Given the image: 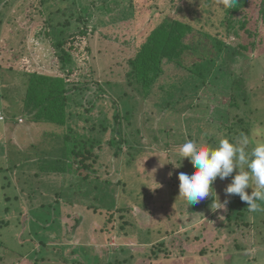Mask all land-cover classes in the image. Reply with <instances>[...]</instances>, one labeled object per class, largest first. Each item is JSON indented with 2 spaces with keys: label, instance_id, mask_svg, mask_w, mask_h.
<instances>
[{
  "label": "rangeland",
  "instance_id": "374dc122",
  "mask_svg": "<svg viewBox=\"0 0 264 264\" xmlns=\"http://www.w3.org/2000/svg\"><path fill=\"white\" fill-rule=\"evenodd\" d=\"M117 1L121 2L116 7L117 10L106 13L104 9H98L103 5V0H80L83 7L95 4L91 9L94 16L90 28L93 30L97 28L92 35L94 62L91 59L92 68L86 67L83 72L95 69L94 82L99 83L111 101L116 102L112 103L106 98L108 106L105 107L103 103L98 106L97 120L95 118L96 121H93L97 129L89 133L90 136L103 140L105 137L108 139L107 134L111 136V131L103 132L100 123L108 117H113V113L107 111L109 104H115V109H119L122 114L124 137L129 144L124 146V155L119 158H116L113 151L110 152L106 148L107 146L100 150L101 163L97 164V174L102 176L103 180H109L108 183L107 181L95 183L96 180H93L89 185L82 178L76 179L80 185L76 184L74 190L72 185H68L69 178L65 179V183L58 175L52 173L57 165L55 160L50 163L49 159L41 165L34 163V160H31L32 164L27 162L33 152L37 158L47 154L51 156L54 154L53 159L62 156L61 147L55 140L57 135H52L55 130L53 125L47 123L38 125L39 129L34 135L36 150L32 147L31 153L27 148L21 156L17 154L18 150L13 144L27 143L31 140L30 136L12 131V134L5 136L7 141L4 139L0 141V243L3 244L0 249V264H81L77 256L86 261V264H117V261L124 264H219L218 260L222 258L218 255L222 252L217 251L220 248L235 250L238 245L243 249L234 253L230 251V254L234 258L250 257L254 251L249 245L252 242H249V239L254 232L245 225L246 222L251 223L248 214H245V218L244 215L241 216L239 223L227 219L229 208L231 209L230 201L232 199L236 201L238 195L227 197L229 202L226 207L216 209L218 201L215 194L210 193L199 203L189 206L179 191V173L194 171L188 158L182 160L179 155L180 146L186 140L192 139L215 147L223 138L238 142L245 133H239L244 127L240 128L239 124L232 125L237 121L236 112L234 111L232 116L229 113V105L221 98L224 95L219 93L221 87L215 86L207 91L205 85L197 82L199 79L197 72H202L199 70L202 68L201 65L197 64L202 57L199 49L212 47V41L197 34L196 31L190 35L186 43L190 44L194 51L191 50L182 62L193 71L169 66L167 74L155 85L151 96L144 98L143 94L127 85V65L133 56L132 52L135 51L134 43L140 45L141 38L169 15L173 2L137 0L138 7L133 10L130 0H111L109 5L113 2L117 4ZM175 1H177L175 8L179 9L172 13L174 18L183 19L186 14L188 22L195 25L192 16L187 15V10L193 8L189 6L192 1ZM256 1L260 4V0ZM32 2L35 5L31 14H35L33 15L35 20L30 17V11H27ZM73 3L74 0H0L2 131L9 123L8 114L22 113L27 90L22 76L23 70L32 68L53 74L49 59L46 56L47 61L36 53L31 41V37L44 19L40 16V10L43 9L47 15L51 13L55 15L59 12L58 9L75 10ZM259 4L254 7L253 13H243L241 18L239 17L240 21L247 22L246 29L239 31V39L231 36V39L227 40L229 45L238 43L237 40L243 44L242 47L256 45L254 53L248 52L252 56L245 52L246 55L235 56L227 49L222 61L226 71L244 79L249 92L253 89L264 91V57L256 64L257 73L252 74L254 59L258 54L264 56V22L256 26L252 22V18L259 14ZM205 9H208V12L201 10L199 18H203V21L211 20L205 30L214 35L218 30L212 27V24L220 26L219 21L224 18L222 5L218 0H213L211 6H205ZM132 12L133 17L125 19V16ZM256 32L263 33V37L258 35L256 39ZM134 38H137L136 42ZM129 41H132L133 45ZM212 54L216 57L217 50L216 54ZM37 61L40 63L36 65ZM11 68L15 69L12 71ZM192 74L195 77L192 78ZM205 81L208 82V79ZM189 83L201 85L199 91L195 92L198 96L215 97L216 99L208 104H213L220 110L217 111L223 116L225 123L231 122L228 121L230 117L232 126L221 122L219 125L209 123L206 121L212 119L209 116L206 120H196L200 116L195 106L197 97L190 92L180 91V87L184 85L191 88L192 85ZM124 92H127L132 100L128 98L122 101L120 96ZM87 93L86 90L84 94ZM82 99L83 95H79L77 101L80 103L75 105L77 109L84 104ZM170 103L173 105L170 106ZM127 112L130 116L126 121L124 115ZM257 113L263 124L259 122L256 125L259 128L253 129L249 137L252 142L250 148L252 144L264 141L261 130L264 127V98L259 100ZM23 119L18 120V126L29 125V121ZM130 146L129 151L139 153L132 162H129V155H126L128 153L126 150ZM104 163L106 164L103 166ZM44 167L47 170L46 174ZM69 168L73 172L71 165ZM237 171L234 170L232 176L224 180L217 178L213 183L212 187L221 203L226 199L224 189L231 183ZM35 174L39 177H35ZM19 187L25 189L23 192L25 194L20 193ZM81 188L86 190L82 191L81 196H74L72 191ZM246 191L250 194L252 189L248 188ZM70 202L76 206H71ZM90 204L94 205V208L86 209ZM136 205L139 209L136 208L133 212L138 216L139 222L137 226L127 229L125 237V231L119 228L125 220H131L132 217L129 211L120 213L119 210ZM263 205L264 203H261L262 208ZM243 206L248 207L246 202H243ZM77 216L81 217L80 224L73 230L72 227L67 228L65 223L69 221L74 226L77 224ZM254 216L257 231L264 234V225L261 224L264 220V211H257ZM159 228L161 232L156 234V229ZM174 229L176 233L172 235ZM198 236H201L200 240L197 239ZM163 241L165 246H159L158 243ZM66 261L68 262L65 263Z\"/></svg>",
  "mask_w": 264,
  "mask_h": 264
},
{
  "label": "trees",
  "instance_id": "16d2710c",
  "mask_svg": "<svg viewBox=\"0 0 264 264\" xmlns=\"http://www.w3.org/2000/svg\"><path fill=\"white\" fill-rule=\"evenodd\" d=\"M103 1V5L98 9H104L106 13L116 11V7L121 3L117 1V4L113 2L109 5L111 0ZM130 1L131 9H137V0ZM191 1L189 6L193 8L187 10V15L192 16L195 25L188 22L186 14L183 19L174 18L172 13L177 11L179 7L175 8L177 1L172 0L173 3L169 15H166L163 19L161 18V22L157 26L151 28L150 31L141 38L142 41H140V45L134 43L135 51H133L134 53L132 52L133 56L127 65V85L143 94L144 98H147L151 96L155 85L165 77L169 66H174L177 69L185 71H193L187 68L182 61L191 53V50L194 51L192 46L186 43V39L196 31L197 34L212 41V47H202L199 49L202 53V57L198 60L197 64L201 65L202 68L199 70H202V72H197L199 76L197 82L203 86L205 85L207 91H210L212 87L220 86L221 90L219 93L224 95L221 98L224 102L228 103L231 116L234 111L236 112L237 121L232 124V119L230 117L228 121L231 122H228V124L223 121V116L218 112L220 110L215 105L208 104L215 100V97L210 96L205 98L202 95L198 96V94H195V92L197 93L199 91L201 85L189 83V85H192L191 88L184 85L180 87V91L190 92L197 97L196 100L198 101L195 106L197 107L196 111L200 112V116H198L199 119L196 120H206L209 116V118L212 119L206 121L209 123H216V125H219L220 122L227 124V126L239 124L240 128L244 127L243 131L239 133L245 132L243 136L248 134V137H250L253 129L259 128L256 125L259 122L263 124L257 112L259 100L264 98L262 96L264 95V91L253 89L252 92H249L244 83V79L237 74L226 71L222 61L227 49L229 53L235 54V56L246 55L245 53H254V47L256 45L252 46L250 44L249 48L242 47L243 44H240V40H237L239 42L236 44L231 43V45H229L227 44V40H230L231 36H235V38L239 39V31L246 29L247 26V22L244 23V21H240L239 17L243 13H253L254 7H257L259 3L256 0H237L238 3L233 5L231 9H226L222 6L224 18L219 21L220 26H213L212 24V27L218 30L217 33L212 35V32L205 30L209 26L211 20L206 19L203 21V18H199V12L201 10L207 11L208 9H205V6H211L213 0ZM73 4L75 10H72V8H67L69 10L58 9L59 12L55 13V15L54 13L47 15L43 9L40 10V16L44 17V19L41 24L39 23L40 25L38 24L39 26L35 34L31 37V41L36 53L42 55L44 59L47 56L49 61L47 59L45 60L49 62V65L53 69V74L39 72L38 69L33 70L28 67L30 71L23 70L22 76L25 79L27 90L23 99L21 114L29 123L35 122L53 125V129L55 130L52 135H57L55 140L61 147L62 156L59 157V159H53L55 156L54 154L52 156L51 154L42 155L41 158L39 156L38 164L41 165V163L49 159L51 160L50 163L55 160L57 165L52 173L58 175L59 179H61V181L64 180V182L65 179L69 178L70 181L68 185H72L75 190L77 180L81 178L83 181L89 183V185L93 183V180H96L95 183H106L104 181L108 183L109 180H103L102 176L97 174V164L101 163L100 150L107 146L106 148L109 149L110 152L112 150L114 153L113 155L119 158L124 155V146L128 145L129 141L124 137L123 117L120 110L115 109V104H109L110 107L107 111L112 112L113 117H108V119L100 123V128L103 132L111 131V136L107 134L108 139L105 137L103 140V138H92L89 134L92 131L95 132L97 129L93 121L97 120L98 106L103 103L106 107L107 104L105 99L107 98L111 101V98L106 94L99 83L94 82L95 69L90 72H83V69L86 67L92 68V65H90L91 59L94 62L92 35L97 28L95 27L94 30L91 29L90 23L94 16L91 9L93 6L95 7V4L90 7H83L80 4V0H74ZM34 5V2H32L30 8L27 9V11H30V14L32 13ZM198 5H201V7ZM258 12L259 14L257 16L252 15L255 16L252 18V22L255 26L259 25L260 22H264V0H260ZM33 15L35 16V14H31L30 17L32 16L34 19ZM133 15V12L127 14L125 19H130ZM1 24L2 20L0 19V27ZM262 34L261 32H256V39L258 35L263 37ZM136 39L137 38H134V42H136ZM132 41H129V43L131 42L133 45ZM216 50L217 55L215 57L212 53L216 54ZM263 57V54H258V57L254 59L252 74L257 73L255 71L256 64H258V61ZM38 63L40 62L37 61L36 65ZM14 69L15 68H11L12 71ZM193 77L195 76L192 74V78ZM205 79H208V82H206ZM220 82L222 85H217ZM86 90L88 93L84 94ZM79 95H83L82 101L84 104H82L83 107L80 106V109H77L75 105L80 103L77 101ZM120 98L122 101L128 98L132 100L127 92H124ZM111 102L116 103L114 100ZM171 105H173V103H170V106ZM13 115L14 119L12 120L18 122L17 115L15 113ZM129 116L128 112L124 115L126 121L129 120ZM95 118L96 120H94ZM112 120L114 123H112ZM245 126L248 127L246 128ZM261 130L264 134V127L261 128ZM60 147L58 149H60ZM130 149L131 146L127 148L126 151L128 153H126V155H129V162H132L136 160L139 153L129 151ZM105 154L107 153L105 152ZM71 159L74 161H71ZM105 164L106 163L102 165L104 166ZM70 165L73 167V172L70 171L71 168L68 169ZM43 169L46 174L47 170L45 167ZM77 185L79 186L80 184ZM83 190L86 189L81 188L78 191H72V193L74 196H81ZM56 201L59 202L58 200ZM206 203L209 202H204V204ZM69 204H71V206H76L73 202ZM137 207L139 206H128L125 207V209L119 210L120 213L129 211V215L132 217L131 220H125L119 228V230L125 231V237H127V229L134 225L137 226L139 222L138 216L136 215V218L133 212ZM92 208H94V205L90 204V206H86L88 210ZM241 216L242 214H239L237 217L232 218V216L229 215L227 219L229 221L233 219V222L239 223ZM80 220L81 217L77 216V224L75 226L71 221L65 224L67 228L72 227L73 230L80 224ZM178 223H180V219ZM245 225L248 226V222H246ZM160 232L161 228L156 229V234ZM171 233L175 235V229L172 230ZM200 238L201 236H198L197 239L200 240ZM158 244L161 247L165 246L164 241ZM2 246L3 244L0 243V249ZM156 255L158 256V253H156ZM77 259L81 264L87 263L80 256H78ZM67 262L68 261L65 263ZM117 264H124V262L117 261Z\"/></svg>",
  "mask_w": 264,
  "mask_h": 264
},
{
  "label": "clouds",
  "instance_id": "9594fccd",
  "mask_svg": "<svg viewBox=\"0 0 264 264\" xmlns=\"http://www.w3.org/2000/svg\"><path fill=\"white\" fill-rule=\"evenodd\" d=\"M218 3L231 9L238 2L218 0ZM251 143L248 136H242L238 142L223 138L215 147L192 139L186 140L180 146L179 155L182 160L188 158L194 171L179 173L180 196L189 206L199 203L210 193L216 196L212 187L216 179L224 180L232 176L234 170H238L224 189V202L221 203L216 196V209L226 207L229 202L227 197L238 195L247 203L250 212L264 211L261 207V203H264V141L256 142L249 148ZM248 188L252 189L251 194L246 191Z\"/></svg>",
  "mask_w": 264,
  "mask_h": 264
},
{
  "label": "crops",
  "instance_id": "0c3cea01",
  "mask_svg": "<svg viewBox=\"0 0 264 264\" xmlns=\"http://www.w3.org/2000/svg\"><path fill=\"white\" fill-rule=\"evenodd\" d=\"M0 88H2V86ZM2 96L3 95H0V100H2ZM0 102L2 103L3 101H0ZM0 112H2V111H0ZM21 116H22V114L20 112V114L17 115V117H18L17 120H22L24 118L23 116L22 117ZM7 117H8L9 123H7L3 127V131L0 129V141L2 139H4V140L7 141V139H5V136H8L9 134H12L11 131L14 132V133L15 132H19L20 135H21L22 132L23 133H26L25 135L30 136V139H31L27 143H24V141L22 142V139H21V142L24 143V144H21V145L20 144H17L16 145V144H13L12 142H8V143H12L13 145L16 146V148L18 150L17 151V154L19 156H21V154L24 151H27V148H29L30 149V152H31V148L32 147L33 148L34 147H37V144L35 145V142H34V135L37 133V129H39V126L38 125H43V124H41V123H35V122L34 123L33 122H30L29 125H27V126H25V124H23L21 126H18L17 122L12 120V119H14V115H9L8 114ZM0 121H2V120L0 119ZM22 126H24V127H22ZM0 144H1V142H0ZM32 144H34V145L32 146ZM32 156H33V158H32ZM38 159H39V157L37 158V155H35L34 152H33L32 155H31V158H28L27 159V162L32 164L31 160H34L35 161L34 163L38 164ZM30 175H32V174H30ZM35 177H39V176H37L35 174ZM19 189H20V193L21 192L23 193L25 191V189H22L20 187H19ZM251 192H250V194H251ZM23 194H25V193H23ZM230 202H231V209L229 208L228 216L231 215L232 218H233V217H237L239 214H242V216L244 215L243 217L245 218V214H248L249 221L251 220V223L248 222V228H251L254 233L251 234V237L249 239V242H251V241L252 242L249 245L252 247V249H253L254 252L248 258H243V257H241V258H234V256H232V254H230V251H232V253L237 252L238 250L241 251L243 249L242 246H240V245L236 246V249L235 250H234V248H232V249H229V248L228 249H222V248H220V250L217 251V253L222 252L221 254L218 255L219 257L222 258V260H218L219 264H264V234L261 231H257L256 222H254V220H256V217L255 216L257 214L254 216V213L255 212H250L247 209L246 206H243V202L244 201H242L240 199V197L236 198V201H233V199H232ZM232 202H233L234 205L232 204ZM263 208H264V205H263ZM244 211L246 213H244ZM261 224L264 225V220L261 221ZM236 229H238V228H236ZM233 230H234V228H233ZM207 262H209V261H207Z\"/></svg>",
  "mask_w": 264,
  "mask_h": 264
},
{
  "label": "built area",
  "instance_id": "2783aa9c",
  "mask_svg": "<svg viewBox=\"0 0 264 264\" xmlns=\"http://www.w3.org/2000/svg\"><path fill=\"white\" fill-rule=\"evenodd\" d=\"M3 120V118H1Z\"/></svg>",
  "mask_w": 264,
  "mask_h": 264
}]
</instances>
